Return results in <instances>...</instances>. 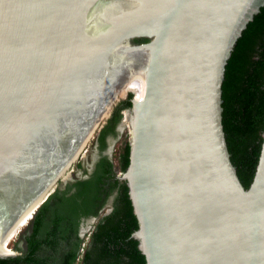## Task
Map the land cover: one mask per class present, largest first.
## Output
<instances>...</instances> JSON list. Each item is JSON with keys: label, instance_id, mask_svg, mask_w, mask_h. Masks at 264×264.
I'll return each instance as SVG.
<instances>
[{"label": "water", "instance_id": "1", "mask_svg": "<svg viewBox=\"0 0 264 264\" xmlns=\"http://www.w3.org/2000/svg\"><path fill=\"white\" fill-rule=\"evenodd\" d=\"M262 6L0 0V258L18 254L10 243L59 183L73 181L63 173L85 159L114 107L134 94L121 95L122 85L140 73V100L117 126L130 131L118 178L146 264H264V131L246 189L222 124L225 66Z\"/></svg>", "mask_w": 264, "mask_h": 264}, {"label": "trees", "instance_id": "2", "mask_svg": "<svg viewBox=\"0 0 264 264\" xmlns=\"http://www.w3.org/2000/svg\"><path fill=\"white\" fill-rule=\"evenodd\" d=\"M148 39H135L147 42ZM132 93L113 109L100 134L115 135L121 112L130 108ZM222 124L232 164L248 188L258 163L264 131V6L247 24L225 66L222 84ZM129 142L124 141L113 161L102 157L86 180L59 184L37 209L13 248L14 257L0 264H146L132 234L138 229L128 187L117 176L129 164ZM77 166L80 168V164ZM105 185L107 187L105 188ZM74 193L70 194V189ZM116 191L112 211L80 238V217L99 215L106 196Z\"/></svg>", "mask_w": 264, "mask_h": 264}, {"label": "flooded vegetation", "instance_id": "3", "mask_svg": "<svg viewBox=\"0 0 264 264\" xmlns=\"http://www.w3.org/2000/svg\"><path fill=\"white\" fill-rule=\"evenodd\" d=\"M125 110H123L121 112V119H120V121L123 118V112ZM118 124H117V126H118ZM117 126L115 127V133H116L115 135H113V134L106 135V137H105V147H104V149L102 151H100V149H99V147H100V139H99V137H100V134H101V132H102V130H103V128L105 126L100 130V132L98 134L95 135V137H94V139L92 141V144H93V148H92L93 156H92V158H91V155H90L91 164L88 165V166H85V160L84 159L82 160V157H80L77 160L78 163L80 164V168L76 165V169H74V167H75V164H74V166L72 168V173H73L74 179H73V181H70V182H75L77 180H86V179H88L92 175V173L95 171V168H96L97 163L100 161V159L103 156L104 157H107L109 160L113 161V152H114V149H113V151L111 153H109V148H110L111 141H114V145H115L116 141L119 140V138L121 136V133H119L117 131ZM114 145H113V147H114ZM87 152H88V150H87ZM87 152H86V154H87ZM88 155H86L85 158H87ZM77 172H79L81 174L80 175L81 177H79L77 175ZM118 172L119 171H117V176H118ZM85 176H87V178H84ZM106 187H107V185H105V188ZM74 191H75V189L74 188H71L69 192L71 194V193H74ZM115 195H116V191H113L110 195H108V196H106L104 198L103 203H102V206L99 209V215L98 216H95V215H87V216L80 217V221H79V225H78V234H77L80 238H82L81 237V233H82V231L85 228H87V227L93 228L94 225L96 224V222L100 218H102L103 216L109 214L112 211ZM91 219H93L92 222H90Z\"/></svg>", "mask_w": 264, "mask_h": 264}, {"label": "rangeland", "instance_id": "4", "mask_svg": "<svg viewBox=\"0 0 264 264\" xmlns=\"http://www.w3.org/2000/svg\"><path fill=\"white\" fill-rule=\"evenodd\" d=\"M131 82V79L130 80H128L125 84H124V90H126L127 88H128V83H130ZM130 139V131H129V129L127 128V127H125V128H123V130H122V133H121V136H120V138H119V140H117L116 141V143H115V145H114V147H113V149H114V152H113V158H114V156H116L117 155V153H118V151H119V148H120V146H121V144L126 140V141H128ZM92 148H93V144L91 143V145H90V147H88V152H87V154L86 155H88L87 156V158H85L84 160H85V166H88V165H90L91 164V159H90V155H91V158H92V156H93V152H92ZM92 153H91V152ZM84 156H85V154H84ZM77 163H78V161H76L75 162V167H74V169H76V165H77ZM71 171H72V169H70L66 174H65V176L63 177V179L65 178V177H70V173H71ZM77 175L79 176V177H81L80 175V173L79 172H77ZM66 179V178H65ZM72 179H74V176L72 175ZM59 184H61V183H59ZM26 228H27V226H25L23 229H22V231L14 238V240L10 243V245L8 246V248L10 249V250H12L13 252H17L14 248H13V245L17 242V241H19L20 240V238H21V235H22V233H24V231L26 230Z\"/></svg>", "mask_w": 264, "mask_h": 264}, {"label": "bare ground", "instance_id": "5", "mask_svg": "<svg viewBox=\"0 0 264 264\" xmlns=\"http://www.w3.org/2000/svg\"><path fill=\"white\" fill-rule=\"evenodd\" d=\"M124 84H125V83H124ZM124 84L122 85V87H121L119 93H120L121 95H124V93H126L127 91H132V92L134 93V95H135V99H136V100H140V97H141V94H142V91H143V88H144V85H145V82H144V80H143L141 74L138 73V74L136 75V77H134L133 79H131V82L128 83V88H127L126 90L123 89V88H124ZM69 170H70V169H69ZM69 170H67V171H65V172L63 173V177L65 176V174H66ZM65 178L67 179L68 177H65ZM65 178H64V179H65ZM31 216H32V214H31V215L29 216V218L26 220V222L24 223V225L22 226V228L19 230V232L17 233V235H18V234L22 231V229L28 224L29 220L31 219ZM17 235H16V236H17ZM16 236H15V237H16ZM13 240H14V239H13ZM8 253H14V252L8 248Z\"/></svg>", "mask_w": 264, "mask_h": 264}, {"label": "built area", "instance_id": "6", "mask_svg": "<svg viewBox=\"0 0 264 264\" xmlns=\"http://www.w3.org/2000/svg\"><path fill=\"white\" fill-rule=\"evenodd\" d=\"M133 96L135 97V95L133 94ZM124 113V112H123ZM93 139H94V137L90 140V142L87 144V146H86V149H85V153L87 152V150H88V147L90 146V144L92 143V141H93ZM120 174V172H118V175Z\"/></svg>", "mask_w": 264, "mask_h": 264}]
</instances>
